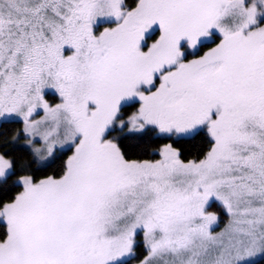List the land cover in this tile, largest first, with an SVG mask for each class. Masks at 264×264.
Returning <instances> with one entry per match:
<instances>
[{"label": "snow or ice", "instance_id": "obj_1", "mask_svg": "<svg viewBox=\"0 0 264 264\" xmlns=\"http://www.w3.org/2000/svg\"><path fill=\"white\" fill-rule=\"evenodd\" d=\"M134 261L264 264V0H0V264Z\"/></svg>", "mask_w": 264, "mask_h": 264}, {"label": "rangeland", "instance_id": "obj_2", "mask_svg": "<svg viewBox=\"0 0 264 264\" xmlns=\"http://www.w3.org/2000/svg\"><path fill=\"white\" fill-rule=\"evenodd\" d=\"M221 219H222V223H221V228L224 226V223H226L227 222V217H226V215H224V214H221ZM220 229H217V231H219ZM133 264H136V262H133Z\"/></svg>", "mask_w": 264, "mask_h": 264}, {"label": "trees", "instance_id": "obj_3", "mask_svg": "<svg viewBox=\"0 0 264 264\" xmlns=\"http://www.w3.org/2000/svg\"><path fill=\"white\" fill-rule=\"evenodd\" d=\"M14 127H16V126H9V127L5 130L6 133H7V134H10ZM134 262H135V261H134Z\"/></svg>", "mask_w": 264, "mask_h": 264}]
</instances>
